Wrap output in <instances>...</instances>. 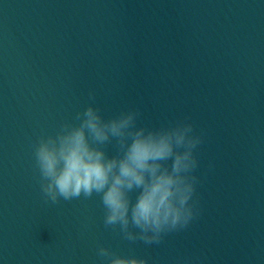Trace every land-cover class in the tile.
Here are the masks:
<instances>
[{"label":"water","instance_id":"95a60500","mask_svg":"<svg viewBox=\"0 0 264 264\" xmlns=\"http://www.w3.org/2000/svg\"><path fill=\"white\" fill-rule=\"evenodd\" d=\"M89 104L193 124L187 227L145 244L105 226L96 194L45 201L34 146ZM101 246L147 264H264V0H0V264H107Z\"/></svg>","mask_w":264,"mask_h":264},{"label":"clouds","instance_id":"9594fccd","mask_svg":"<svg viewBox=\"0 0 264 264\" xmlns=\"http://www.w3.org/2000/svg\"><path fill=\"white\" fill-rule=\"evenodd\" d=\"M89 96L94 99V94ZM139 115L127 110L105 119L89 104L76 114L75 123L65 122L54 135L42 136L34 146V159L46 202L96 194L106 227L118 226L129 241L153 244L163 234L187 227L196 215L198 178L193 173L202 136L187 120L159 128L137 126ZM112 141L118 151L109 156L102 146ZM97 256L107 264H147L103 246Z\"/></svg>","mask_w":264,"mask_h":264}]
</instances>
